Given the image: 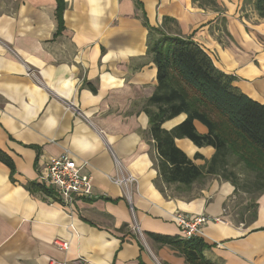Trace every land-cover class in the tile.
<instances>
[{
    "label": "crops",
    "instance_id": "1",
    "mask_svg": "<svg viewBox=\"0 0 264 264\" xmlns=\"http://www.w3.org/2000/svg\"><path fill=\"white\" fill-rule=\"evenodd\" d=\"M237 1L215 0L212 8L138 0L152 28L191 37L218 70L236 77L235 87L264 105V24L238 19ZM62 2L58 32L55 0H0V149L13 164L11 172L0 162V264H190L180 248L149 237L184 240L176 213L210 218L197 235L208 262L264 264V192L254 220L233 224L230 183L210 177L184 187L158 177L143 111L157 70L134 0ZM194 127L207 133L197 121ZM175 145L197 166L215 153L186 138ZM66 152L92 179L91 197L71 207L38 181L46 162ZM56 239L68 249L56 248Z\"/></svg>",
    "mask_w": 264,
    "mask_h": 264
},
{
    "label": "trees",
    "instance_id": "2",
    "mask_svg": "<svg viewBox=\"0 0 264 264\" xmlns=\"http://www.w3.org/2000/svg\"><path fill=\"white\" fill-rule=\"evenodd\" d=\"M55 1L59 32L63 27L64 3ZM192 1L216 7L215 0ZM134 2L148 31L147 51L157 70L156 89L143 111L148 117L149 133L157 154L158 177L165 185L190 187L204 177L220 176L237 190V177L227 168V158L237 157L248 171L255 172V184L261 195L264 192V105L235 87L236 77L218 70L210 56L191 37L170 35L152 28L142 5L138 0ZM253 8L260 18H264V0H254ZM182 114L186 118L179 125L170 131L162 128L164 123ZM194 121L203 125L207 133L198 134ZM182 138L198 148H213L214 156L204 166H197L176 147L175 140ZM197 159L202 156L196 154L194 160ZM0 162L13 171L11 159L1 149ZM36 188L50 193L43 187ZM256 207L254 202L249 204L241 210V216L251 209L252 222ZM149 237L180 248L190 264H212L202 257L203 242L198 237L184 240L157 235Z\"/></svg>",
    "mask_w": 264,
    "mask_h": 264
},
{
    "label": "built area",
    "instance_id": "3",
    "mask_svg": "<svg viewBox=\"0 0 264 264\" xmlns=\"http://www.w3.org/2000/svg\"><path fill=\"white\" fill-rule=\"evenodd\" d=\"M38 181L46 189L53 190L65 207H71L76 200L91 197V177L80 173V167L67 152L59 157L50 158L39 174ZM125 182L124 179L117 181L120 185L125 184ZM209 221L211 220L206 215L187 216L176 213L173 216V222L184 239L198 237L202 227ZM137 233L140 234V232ZM53 244L59 250L66 251L68 249V243L65 241L56 239ZM51 264L61 263L51 262Z\"/></svg>",
    "mask_w": 264,
    "mask_h": 264
},
{
    "label": "rangeland",
    "instance_id": "4",
    "mask_svg": "<svg viewBox=\"0 0 264 264\" xmlns=\"http://www.w3.org/2000/svg\"><path fill=\"white\" fill-rule=\"evenodd\" d=\"M231 1L232 0H230V2ZM235 1L236 0H234V3ZM237 2L239 10L235 13V15H237L236 17H238V19H245L253 25L261 23L264 24V18H260L253 8L254 0H238ZM261 40L264 43V36L261 37ZM227 162L228 170L230 172H233L237 177L238 189L235 193V199L231 200L226 208V214L230 223L237 224V222L242 220V222L248 225V223H251L250 221L252 218V210L250 209L248 213H244L242 216L241 210L246 208L249 204L253 202L255 203V199L257 198V196H259V191L257 189L258 186L257 184H255V172L248 171L243 163H241L237 159V157L227 158ZM210 177H213V179L215 178L220 181L228 182L223 180L220 176H207L204 178L209 180ZM228 183L232 185L231 182Z\"/></svg>",
    "mask_w": 264,
    "mask_h": 264
}]
</instances>
